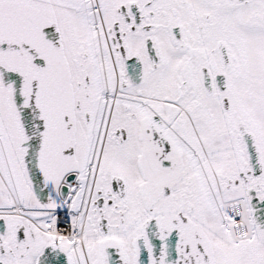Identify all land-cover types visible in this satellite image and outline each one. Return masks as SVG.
Masks as SVG:
<instances>
[{
  "label": "snow or ice",
  "instance_id": "1",
  "mask_svg": "<svg viewBox=\"0 0 264 264\" xmlns=\"http://www.w3.org/2000/svg\"><path fill=\"white\" fill-rule=\"evenodd\" d=\"M0 264H264V0H0Z\"/></svg>",
  "mask_w": 264,
  "mask_h": 264
}]
</instances>
